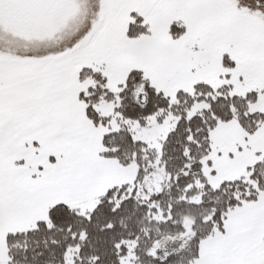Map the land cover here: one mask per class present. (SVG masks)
I'll return each mask as SVG.
<instances>
[{
  "label": "snow or ice",
  "instance_id": "snow-or-ice-1",
  "mask_svg": "<svg viewBox=\"0 0 264 264\" xmlns=\"http://www.w3.org/2000/svg\"><path fill=\"white\" fill-rule=\"evenodd\" d=\"M0 264H264V0H0Z\"/></svg>",
  "mask_w": 264,
  "mask_h": 264
}]
</instances>
